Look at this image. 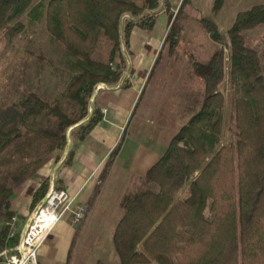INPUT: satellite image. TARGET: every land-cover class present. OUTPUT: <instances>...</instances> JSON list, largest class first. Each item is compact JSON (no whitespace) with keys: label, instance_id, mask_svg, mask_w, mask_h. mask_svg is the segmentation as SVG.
<instances>
[{"label":"trees","instance_id":"trees-1","mask_svg":"<svg viewBox=\"0 0 264 264\" xmlns=\"http://www.w3.org/2000/svg\"><path fill=\"white\" fill-rule=\"evenodd\" d=\"M189 2L182 0L174 16L168 1H162L169 20L162 49L169 42L176 44V27ZM31 3L0 0V32L7 40L22 31L21 23H10ZM160 8V0L48 1L46 31L65 48L73 73L55 105L29 95L20 104L25 114L15 125L0 128V217L5 220L0 247L14 219L9 211L13 185H22L43 166L60 160L68 129L77 126L83 140L97 126L102 113H88L95 87L121 80L128 56L133 57L131 35L135 30L150 33ZM202 21L210 38L223 44L216 25ZM257 25H264V5L239 13L226 33L233 110L228 117L232 138L225 143V98L219 89L225 78L223 52H215L206 63L191 64L203 81V99L160 159L144 175L129 179L112 234L119 264H264V75L241 35ZM99 37L111 44L106 62L91 57ZM33 108L49 116L45 127L28 120ZM71 159L68 152L63 165H70ZM48 188L47 178L35 190L31 208ZM56 189H61L58 184Z\"/></svg>","mask_w":264,"mask_h":264},{"label":"rangeland","instance_id":"rangeland-1","mask_svg":"<svg viewBox=\"0 0 264 264\" xmlns=\"http://www.w3.org/2000/svg\"><path fill=\"white\" fill-rule=\"evenodd\" d=\"M48 1L32 0L29 8L14 18L10 26L19 22L23 28L12 40H7L0 32V128L2 129L15 125L17 120L25 114L20 104L29 95H37L46 103L55 105L63 98L65 88L73 73L70 69V57L65 48L54 41L46 31L45 8ZM172 1L175 16L180 5L176 6L177 0ZM219 2L190 0L183 7L182 16L176 27L178 30L176 44L172 47L169 42L159 50L155 69L147 88V91L149 87L152 90L153 101L157 107L156 110L159 109V114L150 116L147 113L145 116L177 132L197 110L204 95L203 81L194 74L191 64L206 63L215 52L221 50L225 78L219 89L225 98L224 136L222 138V142L225 143L232 138V134L228 131V117L233 110V83L228 76L230 60L226 33L239 13L250 10L256 5H264V0H220ZM162 10L161 6L159 13ZM204 19L216 25L218 31L224 36L223 44L220 45L210 38L204 28L202 21ZM160 23L159 20L158 29L161 26ZM241 35L243 45L255 52L259 60L260 71L264 75V25L246 28L241 31ZM110 46V42L99 37L91 57L101 62L108 61ZM130 59L128 56V61ZM126 70L127 67L123 73ZM95 91L96 89L88 103V113L96 109L93 107ZM186 105L190 107L184 110ZM139 109L140 106L135 117H138ZM30 114L28 120L42 127H45L50 119L45 111L37 108H33ZM136 121V118H133L128 133L133 131L132 128L135 127ZM147 124L150 123H145ZM66 135L67 144L72 139H79L77 126L68 129ZM170 140L171 137L169 142ZM52 162V166H55L56 163ZM111 171L115 173L113 167ZM105 183L102 186L99 184V190L101 192L100 187L105 191L109 190L106 193L107 196L101 195L98 203L86 204L85 219L80 226L74 229L75 240L72 247L78 257L76 264L116 263L110 240L113 226L119 217L117 198L120 197L121 185L119 186V182L117 184L115 181L107 185ZM26 185H13V193L9 197V211L14 214L12 223H15L13 226L15 230L18 222L21 225L25 219L17 214L25 209L23 206L27 197L23 194L25 195L30 190ZM183 195L184 192L181 193V196ZM2 210L0 208V212ZM4 225L5 220L0 217V230Z\"/></svg>","mask_w":264,"mask_h":264},{"label":"crops","instance_id":"crops-1","mask_svg":"<svg viewBox=\"0 0 264 264\" xmlns=\"http://www.w3.org/2000/svg\"><path fill=\"white\" fill-rule=\"evenodd\" d=\"M167 1L170 4V11L173 12V1ZM181 1L177 0L176 6H179ZM159 20L161 26L158 29ZM168 28L169 20L162 10L157 14L155 27L150 33L139 30L133 32L130 38V51L133 57L127 62V70L123 77L119 82L105 84L103 89L95 92L93 107L102 113L101 121L83 140L72 139L55 166L51 163L43 166L34 177L23 183L27 184L30 190L23 194L27 197L23 206L24 211L17 214L25 218L21 225L18 222L17 234L24 228L32 210L44 198L31 208L35 190L47 178L49 188H56L58 184L61 189L77 194L76 203L85 206L98 203L101 195L107 196L109 190L105 191L100 187V192L99 184L102 186L106 180V185L109 182L115 181L117 184L119 182V186L121 185L120 197L117 198L119 217L113 226L114 231L121 216L120 199L129 179L135 174L144 175L160 159L170 137L176 133V130L157 121L153 122L145 116L147 113L150 116L159 114V109L156 110L153 101L152 90L149 87L147 91V88L155 69L156 56L162 49ZM125 82L129 83V87L124 86ZM139 106L138 117H135ZM189 107L186 105L184 110ZM133 118L137 120L136 125L132 128L133 131L128 133ZM68 152H72L71 163L64 166L63 162ZM112 167L115 173L111 171ZM74 229L68 218L58 223L39 251L38 264H76L78 257L72 247L75 240ZM110 241L115 264H119L113 250L112 236Z\"/></svg>","mask_w":264,"mask_h":264},{"label":"built area","instance_id":"built-area-1","mask_svg":"<svg viewBox=\"0 0 264 264\" xmlns=\"http://www.w3.org/2000/svg\"><path fill=\"white\" fill-rule=\"evenodd\" d=\"M104 87L105 84H98L95 89ZM76 198L77 194L50 187L20 233L17 234L11 224L6 243L0 247V264H38L39 251L58 223L68 218L70 224L77 227L84 221L86 206L77 204Z\"/></svg>","mask_w":264,"mask_h":264}]
</instances>
